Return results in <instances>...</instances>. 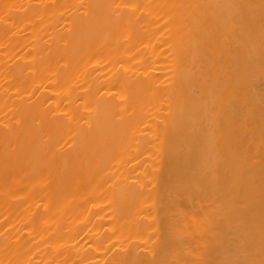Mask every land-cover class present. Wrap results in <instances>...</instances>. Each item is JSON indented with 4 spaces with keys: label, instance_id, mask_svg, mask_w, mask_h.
Masks as SVG:
<instances>
[{
    "label": "bare ground",
    "instance_id": "obj_1",
    "mask_svg": "<svg viewBox=\"0 0 264 264\" xmlns=\"http://www.w3.org/2000/svg\"><path fill=\"white\" fill-rule=\"evenodd\" d=\"M0 264H264V0H0Z\"/></svg>",
    "mask_w": 264,
    "mask_h": 264
}]
</instances>
